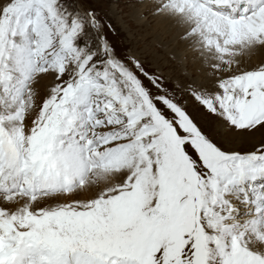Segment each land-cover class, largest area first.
Listing matches in <instances>:
<instances>
[{
	"label": "snow or ice",
	"instance_id": "1",
	"mask_svg": "<svg viewBox=\"0 0 264 264\" xmlns=\"http://www.w3.org/2000/svg\"><path fill=\"white\" fill-rule=\"evenodd\" d=\"M0 264H264V0H0Z\"/></svg>",
	"mask_w": 264,
	"mask_h": 264
}]
</instances>
